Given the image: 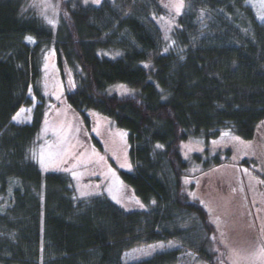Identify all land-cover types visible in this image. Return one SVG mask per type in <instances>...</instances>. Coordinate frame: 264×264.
I'll return each instance as SVG.
<instances>
[{
  "label": "trees",
  "instance_id": "obj_1",
  "mask_svg": "<svg viewBox=\"0 0 264 264\" xmlns=\"http://www.w3.org/2000/svg\"><path fill=\"white\" fill-rule=\"evenodd\" d=\"M162 12L158 0H63L54 31L22 0H0V264H177L188 251L228 264L208 208L184 180L225 160L208 152L203 170L189 173L182 146L225 131L256 136L264 123V21L248 0H186L168 44L155 18ZM51 46L61 74L72 72L65 99L84 125L95 111L127 131L132 168L120 174L143 208H123L107 194L79 197L69 175L40 168L34 149ZM116 84L136 92H110ZM30 88L39 100L33 119L16 123L33 103ZM159 242L172 247L125 260Z\"/></svg>",
  "mask_w": 264,
  "mask_h": 264
},
{
  "label": "rangeland",
  "instance_id": "obj_2",
  "mask_svg": "<svg viewBox=\"0 0 264 264\" xmlns=\"http://www.w3.org/2000/svg\"><path fill=\"white\" fill-rule=\"evenodd\" d=\"M22 1L27 8L38 14L46 26L57 30L63 0ZM71 1L97 5L94 0ZM158 2L163 12L155 18L169 44L177 19L185 9L186 0H183V7L179 12L173 6L179 0ZM248 3L258 20L264 21V0H248ZM28 39L31 43L35 42L33 37L28 36ZM67 84L74 85L72 72H67L65 76L61 74L55 50L51 46L44 53L41 85L45 106L34 149L40 168L44 172H64L69 175L79 197L107 194L123 208H143L139 198L120 174L121 170L132 168L128 156L127 131L95 111L90 114L88 129L66 102ZM109 91L119 95L136 92L123 84H116ZM29 96L33 103L18 110L20 115L14 120L16 123H30L33 119L39 100L31 88ZM237 137L234 133L225 131L208 143L203 138H193L183 144V156L193 165L189 173L203 170L204 161L209 157L208 152L211 155L219 154L225 160L197 178L193 179L192 175L186 177L185 190L192 199L204 203L208 208L225 245L228 264H261L259 259L253 260L250 256L264 247V123L259 126L253 140L245 141L239 137L236 139ZM41 155L45 161L43 166L40 162ZM194 155L199 157L198 161L194 159ZM253 229L256 236L253 235ZM171 247V242L142 244L128 251L125 260L138 261ZM177 264L208 262L188 251Z\"/></svg>",
  "mask_w": 264,
  "mask_h": 264
},
{
  "label": "snow or ice",
  "instance_id": "obj_3",
  "mask_svg": "<svg viewBox=\"0 0 264 264\" xmlns=\"http://www.w3.org/2000/svg\"><path fill=\"white\" fill-rule=\"evenodd\" d=\"M85 2H87V0H85ZM94 2L98 4L100 2V0H94ZM173 6L176 7L177 12H179V9L181 7H183V0H179V3L177 5H173ZM19 115L20 114L17 113V116H14L13 120H17ZM236 139H239V138L237 137ZM157 147H161V146L157 145ZM40 162H41L42 166L45 164L43 155H41ZM250 259H253V260L259 259L261 261V264H264V247H261L258 250H256L254 253H252L250 256Z\"/></svg>",
  "mask_w": 264,
  "mask_h": 264
}]
</instances>
